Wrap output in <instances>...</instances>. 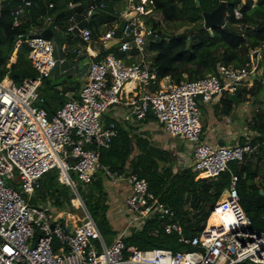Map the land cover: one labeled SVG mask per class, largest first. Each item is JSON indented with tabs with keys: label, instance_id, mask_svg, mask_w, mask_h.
Here are the masks:
<instances>
[{
	"label": "built area",
	"instance_id": "1",
	"mask_svg": "<svg viewBox=\"0 0 264 264\" xmlns=\"http://www.w3.org/2000/svg\"><path fill=\"white\" fill-rule=\"evenodd\" d=\"M4 1L11 0H0V19ZM20 1L12 13L16 24L31 5V0ZM247 1L240 0L234 8L235 26L243 38L254 28L241 22ZM95 9L91 5L87 14ZM134 11L136 16L127 20L117 44L118 51L124 53L122 58L110 53L96 60L99 53L89 49L95 37L88 27L80 35L85 50L63 44L59 58L52 40L36 36L25 41L39 77L21 84L9 75L0 80V264H264V231L252 227L253 221L241 205L238 175L232 174L230 187L225 189L228 198L221 201L220 197L212 209L211 215L221 217L218 224L208 228L207 221L203 231L187 236L176 212L150 189L146 178L130 169L113 170L101 162V149L108 148L117 136L118 123L138 122L151 114L171 137L194 145L186 167L191 166L198 175L204 172L206 177L217 178L229 169L231 161L244 163L255 149L253 136L227 146L209 143L203 138L199 104L214 103L226 94H236L240 87L252 86L264 71V46L250 49V61L242 67L219 64L214 74L196 80L160 78L149 48L157 38L156 31L153 25L137 20L151 16L158 21L153 0H139L128 7L99 39L105 43L112 40L120 20ZM47 21L49 24L51 19ZM78 23L72 14L65 32L58 29L71 35ZM48 24L34 27L29 35L41 34ZM71 54L91 58L88 79L78 97L67 99L50 116L41 105L45 101L40 92L43 80ZM132 82L135 87L129 90L127 85ZM105 114L112 120L104 123ZM54 168L59 169V181L71 187L80 206L79 181L90 184L98 172L112 187L122 185L121 192L128 190L122 210L126 224L111 243L106 242L87 207L82 220L69 221L67 212L58 211L49 204L51 200L40 206L26 202L21 192L32 196L41 188L43 176ZM71 172L77 178L73 179ZM154 221L157 225L151 226V234L175 233L183 246L177 250L141 249L125 242L134 231Z\"/></svg>",
	"mask_w": 264,
	"mask_h": 264
},
{
	"label": "trees",
	"instance_id": "2",
	"mask_svg": "<svg viewBox=\"0 0 264 264\" xmlns=\"http://www.w3.org/2000/svg\"><path fill=\"white\" fill-rule=\"evenodd\" d=\"M87 1L89 6L86 5ZM120 1L31 0L25 17L18 24L15 23L12 13L21 1H4L0 19V80L9 75L16 84H21L26 79L39 77L29 58L30 49L26 41L20 42L17 60L9 66L15 49L14 42L21 35H29L34 27L44 28L48 24V18L65 32L68 20L73 13H77L80 19L84 20L86 9L95 5L96 14L89 21L88 28L92 30L94 37L98 38L103 34L102 26L111 25L118 20L115 5ZM153 1L156 12L161 13L165 20L185 18L189 23L198 25L195 29L186 30L180 36L168 37L161 32L160 21L152 22L157 38L149 48L154 53L153 69L160 78L170 76L175 82L196 80L208 74H214L219 64L242 67L250 61V49L264 46V0H258L256 4L253 0H248L242 8L241 22L254 26L249 29L247 38H243L235 26L237 21L234 17V8L240 0H226L230 14L227 16V21L231 29L215 27L212 32L202 29V25L198 23L203 20L204 12L213 10L222 0H199V5L197 0ZM70 3L74 6L70 7ZM102 4L105 8L100 7ZM61 40L64 41L62 45L67 41L86 45L80 36L74 34H63ZM114 51L119 53L118 46L102 51L103 53L101 52L96 60H101L106 54ZM72 56L76 57L77 54H71L70 57ZM261 65L264 66V51ZM259 76L262 79H255L252 86L240 87L236 94H227L221 98V113L230 115L235 106L248 102L251 95L256 97L260 95L264 90V71ZM57 85L52 84L50 76L44 78L40 89L45 99L41 105L50 116L64 103V98L55 89ZM131 86L132 84L128 88ZM199 107L203 106L199 104ZM251 115L249 127L255 132L252 139L255 149L246 156L244 163L231 161L229 169L217 178L205 177L204 173H200V176H204L203 178H198V173L191 166L174 169V164L179 160L178 148L169 149L159 146L152 140L147 128L143 127L145 130L137 132L132 123H118L117 136L112 139L108 148L101 149V162L113 170L130 169L140 177L146 178L150 189L176 212L177 220L181 222L187 236H194L203 231L207 221L209 224V220L213 224L212 209L220 197L223 201L228 198V192L225 189L230 187L232 174H236L239 176L238 193L241 203L253 221L252 227L258 231H264V193H261L264 187L256 181L260 177V171L253 167L252 161L254 153L259 154L258 161H261L264 156V107L253 110ZM111 120L110 114L103 116L104 123ZM154 121L155 117L149 114L138 122L145 125ZM244 141L245 138H242L240 142L244 143ZM71 177L75 179L77 176L71 172ZM78 191L106 242L111 243L119 231L109 217L111 204L106 177L98 172L90 184H82L78 187ZM38 192L44 200H51L60 206H64L63 201H69V194L72 195L71 187L59 181L57 168L43 176ZM71 197L75 199V195ZM153 225H157V222L149 223L141 231H134L125 238V242L141 249L177 250L183 246L178 242V236L175 233L167 234L162 231L156 236L151 234L150 228ZM240 264L253 263L246 261Z\"/></svg>",
	"mask_w": 264,
	"mask_h": 264
},
{
	"label": "rangeland",
	"instance_id": "3",
	"mask_svg": "<svg viewBox=\"0 0 264 264\" xmlns=\"http://www.w3.org/2000/svg\"><path fill=\"white\" fill-rule=\"evenodd\" d=\"M121 2H122V3H120L121 6L119 8H123L125 5L128 4V0H122ZM135 2H138V0H136ZM120 14L121 13L118 11V20L120 19ZM229 15L230 14L228 12V16ZM156 16H158L157 20L160 21V24H161V29H160L161 32L163 34H165L166 36H168V37L180 36L186 30H190V29L192 30V29H195L198 26L196 24L189 23L185 18H176L175 20L168 21V20H165L163 18L161 13H158ZM150 17L151 16H149V17L139 16V17H137V20L152 26V22L154 20L152 18H150ZM198 24H201L203 26L204 19L201 20ZM109 27H110V25H104V26H102L101 30L104 31V30L108 29ZM64 35H65V33H64ZM52 42L55 45L54 54L57 57L59 54L62 53L61 52V45H62V43L64 41L54 37L52 39ZM66 43L71 48L72 47L73 48H79V44L78 43H70L68 41ZM19 45H20V43L15 46L13 54L11 55V58H10V64L17 60V51L19 49ZM112 48H117V45L113 46ZM111 53L115 54V55H117L119 57H123L124 56V53H118L117 54L115 51L111 52ZM153 57H154V53H153V56L150 57V59L151 58L153 59ZM93 59H95V58H93ZM146 59L148 60L149 57H146ZM89 63H90V61H89ZM57 68L58 69L60 68V64L57 66ZM57 70H56V74H55L56 76L54 75V76L51 77L52 84H59L66 77V76H63V75H59ZM258 79H262L261 76H259ZM61 96L64 98V101L69 99V98L64 97L62 94H61ZM259 107H264V90L257 97L251 95L249 101L245 102L243 107H241L239 109L236 108V110L231 114V117L234 118V119H231V118L225 116V117H222L219 120L220 124H225V125H228V126H229V124L230 125L233 124L232 126H235V130L238 131V132H237V135L235 137V141L233 142L234 144L235 143H240L242 138L251 137V136L255 135V132H253L250 129V127H249V122L251 121V116H252L251 113L253 112V110H255V109L259 108ZM200 111H201V123H204V119L206 117V113L204 112V110L202 108H200ZM240 113L242 115H240ZM234 115H236L238 117H234ZM132 125L135 128L134 130H136L137 132L145 130V129H143V127L147 128L148 129V133L152 137V140L156 144H158L159 146H162V147L165 146L166 148H169V149L172 148V147H177L178 150L181 151V153H179V156H180L179 160L174 164V169H178L180 167H186V163L189 162L187 160V158L189 159L190 156L192 158V154L190 152H192L194 145L191 142H189L188 140H180L178 138L171 137L169 134H167V132L164 130V128L161 127L160 125H156L153 128H151L149 126L142 125L140 122H134V123H132ZM138 127H139V129H138ZM187 151H190V152H187ZM258 158H259V154H255L254 153L252 155L253 167L254 168H258V170L260 171V177L256 181H257L258 184H261L264 187V156H262V160L261 161H258ZM15 174L17 175V171L15 172ZM203 177L204 176H200V174L198 175V178H203ZM205 177H206V175H205ZM82 184H83V182L79 181V186H81ZM17 188L19 189V184H18ZM110 188H114V187H112L111 185L109 186V190H110V192H109V196H110L109 202L111 203V205H113L114 202L112 200L113 199L116 200L118 198H117V194H114V192H111ZM21 193H22L23 197L25 198L26 202L29 203L30 205L40 206V205H44L45 203H48V201H46V200H44L42 198V195L38 191L36 193H34L32 196H30L28 194H25L23 192H21ZM71 193H72L73 196L75 195L73 193L72 189H71ZM118 194H120V192H118ZM72 195L69 194V201H67V200L63 201V202H65L64 206L57 205V204H55L53 202H50L49 204L52 205V206H55L58 209V211H63V210L67 211V215L66 216H67V219L69 221L70 220H72V221L79 220L80 221L85 216V212H86V208L85 207L86 206H85V203L83 201L81 202V204H82L81 206L78 205L79 202L78 201L76 202L75 199L73 197H71ZM116 203L117 204L113 205V206L116 207L118 209V211L114 210V212L116 213V216L118 217L117 218L118 220H121L120 218L123 219L124 226H125L126 218H125V216L123 215V212H122V210L124 209L123 208L124 200H116ZM241 205L244 208L243 203H241ZM120 206H122L121 209H120ZM212 219H213L212 226H216L218 224V222L220 221V217H218V214H214L212 216ZM209 221L211 222V220H209Z\"/></svg>",
	"mask_w": 264,
	"mask_h": 264
},
{
	"label": "crops",
	"instance_id": "4",
	"mask_svg": "<svg viewBox=\"0 0 264 264\" xmlns=\"http://www.w3.org/2000/svg\"><path fill=\"white\" fill-rule=\"evenodd\" d=\"M121 1L115 5V10L119 11L120 13H123L128 7H130V6L134 5V3H136L135 2L136 0H128L127 5H125L123 8H119L121 6L120 3H122ZM70 4H72V3H70ZM87 5L89 6V2ZM73 6H70V7H73ZM87 9H86V13H85L86 17L84 19H86V18H88V16H90L87 14ZM73 14H76L79 22L82 21L80 19L81 17L78 16L77 13H73ZM157 14H158V12H157ZM226 20H227V18H226ZM101 32L103 33L102 30H101ZM94 39L101 41L99 39V37L98 38L95 37ZM65 44H67V43H65ZM78 49H81L82 51H84L85 46L82 44H79ZM100 53L101 52H99V55H100ZM119 53H121V52H119ZM152 56L153 55H151L150 57H152ZM57 57L58 58L62 57V53L59 54ZM84 58H88V56L84 55V56L68 57V60L64 64L60 65L59 69L57 67L54 69L51 77L56 74L57 69H58L57 72L59 73V75L66 76L63 79V82H60L57 85V87L55 88L56 91H58L60 93V95L62 94L64 97L69 98V99L78 97L79 90L82 88V86L84 85V83L88 79L89 62L84 61ZM90 60H91V58H90ZM130 84H132V86H131V88H128V86ZM130 84L127 85V88L129 90H133L135 87V83L132 82ZM224 97H221V98H224ZM221 98H219L217 101H215L214 103H211V104H204V103L201 104V106H203L202 109L206 113L204 123H202L203 130H204L203 138L215 146H227V145L234 144L233 142L235 141V137H236L237 132H238L235 130V126H232L233 124L232 125L229 124V126L225 125V124H220L219 120L225 116H227L231 119H234L231 117V114L236 110V108L239 109V108L243 107V105H244V104H241V105L235 106L230 115H225V114L221 113V107H222ZM216 109H217V111H216ZM240 115H242V114L240 113ZM234 117H238V116L234 115ZM122 124H124V123H122ZM156 125H159L156 123V121L150 122L149 124H145V126H149L151 128L155 127ZM187 152H190V151H187ZM179 153H181V151ZM190 153H192V152H190ZM189 158H191V156ZM108 186H110L109 182H108ZM120 187H122V185ZM120 187L117 186V188H110V189L113 190L114 194H117L118 199H116V200H124V202H125V198L127 197L128 190L124 188L125 190H122V192H121V190L119 189ZM118 192H120V194H118ZM116 200L115 199L112 200L114 202L113 205L117 204ZM113 205H111V209L109 211V217L112 220L113 225L116 228H118V230H119L120 228H122L124 226V221L122 218H120L121 220L117 219L118 217L116 216V213L114 212V210L118 211V209L116 207H114ZM121 208H122V206H120V209Z\"/></svg>",
	"mask_w": 264,
	"mask_h": 264
},
{
	"label": "water",
	"instance_id": "5",
	"mask_svg": "<svg viewBox=\"0 0 264 264\" xmlns=\"http://www.w3.org/2000/svg\"><path fill=\"white\" fill-rule=\"evenodd\" d=\"M197 3L199 5V0H197ZM88 2H86V5ZM96 14V12L92 13L88 18L80 21L77 26L74 28L73 32L75 36H80L81 31L88 26L89 21L92 19V17ZM137 12L134 11L128 15H126L125 18H122L119 24L118 29L116 30L114 34V38L112 40L107 41L106 43L103 41L98 40H91L89 42V49L92 53L97 54L99 52L109 50L113 46L117 45L120 41V38L122 37V31L124 30L127 20H130L136 16ZM204 24L202 26V29L208 30L209 32H212V29L215 27H221L224 29H231V27L227 23V16H228V2L226 0H222L219 2V4L211 11L204 12L203 14ZM36 36H41L46 38L47 40H52L54 37L58 39L63 38V33L58 29V27L55 25L53 21H51L48 26L42 31L41 34H35V35H23L20 38H18L14 45L16 46L20 42H24L26 38H32ZM84 61H90V58H84ZM83 63V62H82ZM200 104H202L200 102ZM261 193H264L263 190Z\"/></svg>",
	"mask_w": 264,
	"mask_h": 264
},
{
	"label": "bare ground",
	"instance_id": "6",
	"mask_svg": "<svg viewBox=\"0 0 264 264\" xmlns=\"http://www.w3.org/2000/svg\"><path fill=\"white\" fill-rule=\"evenodd\" d=\"M203 173H204V172H203ZM204 174H206V173H204ZM206 175H207V174H206ZM221 201H223V200H221ZM209 224L211 225V224H212V221H211V222L209 221ZM209 224H208V226H209Z\"/></svg>",
	"mask_w": 264,
	"mask_h": 264
}]
</instances>
